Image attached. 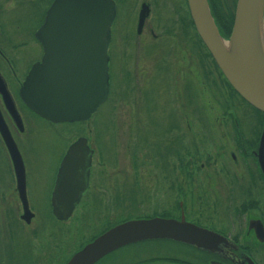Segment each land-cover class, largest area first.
Returning a JSON list of instances; mask_svg holds the SVG:
<instances>
[{
	"label": "flooded vegetation",
	"instance_id": "flooded-vegetation-1",
	"mask_svg": "<svg viewBox=\"0 0 264 264\" xmlns=\"http://www.w3.org/2000/svg\"><path fill=\"white\" fill-rule=\"evenodd\" d=\"M112 1L115 16L110 26L108 48L112 44H121L124 48L135 49V60L128 69L134 101L139 97L146 102L151 94L161 95L162 99L160 106L164 109V129L160 133V143L153 151V155L159 158L155 164L161 166V203L151 214L127 217L102 227L103 212L106 209L118 210L120 200L118 170L115 168L109 173L106 168L109 162L114 165L118 161L116 143L112 144L110 159L101 151L99 143L84 135L64 143L58 141L52 144L53 151L46 152L43 138H35L38 137V134L35 135L38 121H45L51 126L64 122H53L37 114L20 95L28 71L42 57L43 48L36 31L53 0H0V116L5 133L14 142L23 165L22 170L18 169L19 173H23L21 180L16 175L6 140L0 131V264H41L44 255L47 261L56 262L58 259L57 264H66L76 251L111 226L130 219L152 217L177 221L183 217L187 222L208 229L211 234L207 239V248L170 239H149L119 247L94 264H264V171L258 157L264 122L261 120L262 125L250 139L246 135L248 128L244 127L241 119L242 111L237 110L241 107L239 104H245L249 107L243 108L245 111L259 118L263 115L244 100L225 78L200 38L188 0ZM208 2L220 33L228 39L237 0L233 15L229 14L232 0ZM225 4L229 5V9L225 10ZM36 14L40 15L38 23V18L35 22ZM201 47L207 56L204 67L200 65ZM141 52L145 56L139 58ZM108 54L110 60L111 55ZM205 93L209 94L210 100L202 106L200 96ZM211 102L221 112V125L228 128L231 138L227 137V140L233 141V149L227 152V148L218 146L221 152L213 154V160L221 159L220 168L212 175L203 174L204 178L199 179L201 170L206 169L203 163L198 169L188 170L192 172L189 175L184 169L183 115L191 111L192 119L195 115L198 120L202 114L205 122H209L208 112L214 107L209 105ZM12 104L17 113L9 110L8 106ZM201 106L203 109H200ZM138 123L139 119L135 116L130 125L136 128ZM206 125L209 129L215 128L212 121ZM190 126L188 123L187 127ZM80 137H85L87 147L92 150L88 186L70 217L61 220L52 213V192L65 153ZM136 139L135 129V150L131 153L134 166L137 165ZM141 142L145 146L143 154L149 158L147 152L150 154L153 147L151 140L145 138ZM225 149L226 152H222ZM134 172L137 174H134L135 177L132 175L130 184L136 190L134 192L139 193L142 188L148 190L149 184L141 185L140 169ZM35 175L38 182L36 189ZM186 176L197 182V191L194 185L187 191L183 183ZM198 181L204 184L202 189ZM237 187L239 191L236 193L240 194L241 201L227 200L232 198V194L235 196ZM198 192L203 195L195 196ZM37 194H45L44 204L50 208L52 216L46 224L48 238L45 243L39 242L40 226L44 228L45 222L40 226L35 223V207L40 203L35 200ZM203 196L209 199L208 217L191 216L189 202L195 198L203 199ZM73 237L76 245L68 252Z\"/></svg>",
	"mask_w": 264,
	"mask_h": 264
},
{
	"label": "water",
	"instance_id": "water-1",
	"mask_svg": "<svg viewBox=\"0 0 264 264\" xmlns=\"http://www.w3.org/2000/svg\"><path fill=\"white\" fill-rule=\"evenodd\" d=\"M200 38L235 91L264 113V0H237L231 34L219 31L208 0H188ZM260 17L263 49L251 39L255 9ZM112 0H53L36 31L43 54L28 71L20 89L23 101L37 114L53 122L83 121L91 117L109 91ZM229 43L231 49L223 43ZM9 110L16 112L12 104ZM14 114V113H13ZM17 177L22 180L20 154L7 137ZM92 150L85 137L70 145L58 169L52 192V213L65 220L88 186ZM258 157L264 171V128ZM211 231L193 223L170 218L130 219L111 226L76 251L66 264H94L109 252L142 240L170 239L207 248ZM214 234V233H213Z\"/></svg>",
	"mask_w": 264,
	"mask_h": 264
},
{
	"label": "rangeland",
	"instance_id": "rangeland-1",
	"mask_svg": "<svg viewBox=\"0 0 264 264\" xmlns=\"http://www.w3.org/2000/svg\"><path fill=\"white\" fill-rule=\"evenodd\" d=\"M235 2L236 0H232L231 10H229L231 11L229 13L230 15H233L234 13L233 11L235 8ZM225 7V10L229 9L228 4H225ZM37 18L38 23L40 22L39 14L35 15V22ZM231 26L232 19L230 26L228 27L229 30ZM202 50L203 48L201 47L199 53L200 65L203 64L204 67L205 61L207 62V56ZM108 52L111 55L109 60L110 74L108 96L106 100L98 106L97 110L91 115V117L84 121L64 122L55 124L53 126L47 124L45 121L39 120L37 129H35V135L38 134V137L35 138H43V141L46 142V152H49L50 149L53 151L54 148L52 147V144L57 143L58 141L63 143L65 141L67 142L78 135L90 137L94 142L96 141V143H99L98 145L101 147V151L108 154V156L112 152V144L116 143L115 146L118 149V161L114 165H111L109 162L106 168L109 170V173L114 171L115 168L118 170L121 180L119 190L120 200L118 203V210L106 209V211L103 212L104 215L102 227L104 228L109 226L111 222L116 223L117 221L123 220L127 217L149 213L151 214V212L155 211L154 209L161 203L162 197L160 193V186L162 184L160 185L159 178L161 166L159 164H155L159 158L157 159V157L153 155V151H156V147L160 143L158 141L162 137L160 133L164 129L162 126V122L164 120L162 118V113L164 109L160 106L162 105V99L159 97L161 95L156 96L151 94L150 99L148 98L146 102H144L143 99H139V97L137 98L136 102L134 101L129 77L130 71L128 69H131L132 62L135 60V49L130 47L124 48V46L121 44H112L110 48H108ZM144 56L145 54L141 52L139 58ZM156 87L159 88L157 85ZM220 98L222 99V96ZM209 100L210 96L208 93L202 94L200 96V104L202 106ZM209 105L214 106L208 112V120H210L209 122L212 121L215 123L214 129L208 128L206 124L209 122L207 120L205 122V118H203L202 114L198 116V120L195 115L192 119L191 111H188L183 115L182 149L184 169L187 170V174L189 175L192 174V172H188V170L198 169L203 163L206 166V169H204V171L201 170L199 179L204 178L202 177L203 174L210 173L212 175L214 170L220 168L219 165L221 163V159L213 160L215 153L217 154L218 152H221L219 151L218 146L227 148V152L228 149H233V141L230 139L228 142L227 140V137L231 138L228 134V128H224L221 125V112L215 109L216 105L212 102L209 103ZM239 105L241 107H239L237 111H242V116L240 115L241 119L245 123L244 127L248 128L246 135L252 139L255 134L254 132L256 130L258 131L260 125H262L261 120L264 122V117L262 116V118H259L253 113L245 111L243 108L249 109V107L245 104ZM202 106L200 109H203ZM135 116L138 117L139 123L136 125V128H133V125L130 124ZM188 123L191 124V128L187 127ZM135 129L137 133V165L134 166L132 156L133 154L131 153L133 150H135ZM145 138L151 140L150 143L153 145L150 154L147 152V154L150 156L149 158L143 154V152H145V146L143 144L144 142L141 141ZM224 151L226 152V149L222 150V152ZM110 157L111 156H109V159ZM190 158H193V160ZM239 167L242 168V166ZM232 168L234 169L233 165ZM135 169H140L139 173H141L142 176L141 185L146 186L149 184L148 190L142 188V191L139 193L134 192L136 190H133L134 187H132L130 184L132 175L137 174L134 172ZM190 177H184L183 183L187 186V191L192 189V185L196 187L197 191V182L190 180ZM199 181L198 185L202 189L204 184L202 182L200 183ZM37 184V175H35V189ZM205 184H207V182H205ZM208 184H210V182H208ZM234 184L231 183V185ZM231 190L234 191L233 188ZM238 191L239 187H237V190L235 191V196L232 194V198H228L227 200L236 202L241 201L240 194L236 193ZM168 192L171 193L169 190ZM198 194L200 196L203 195V193L201 194L198 192L195 194V196ZM207 194L208 193L206 191L205 195ZM45 197V194H37L35 196V200L40 202L38 203V206L35 207V211L37 212L35 223L39 224L38 226H40L42 222H45L44 228L43 225L40 226V243H45L48 238V228L46 224L51 221L52 217L50 208L44 204ZM208 200V197L203 196V199L195 198V200L189 202L191 205L189 206L191 211L190 215H198L200 217L207 218L210 212ZM78 211L80 212V210ZM93 221H95V219ZM73 239L74 237L71 240L72 245L70 246L68 252H70V250H72L76 245V242H74ZM35 244L38 245L37 241H35ZM142 246L144 247V245ZM40 262L41 264H57L58 259L56 262L50 260L47 261L46 256L44 255V258H42Z\"/></svg>",
	"mask_w": 264,
	"mask_h": 264
},
{
	"label": "bare ground",
	"instance_id": "bare-ground-1",
	"mask_svg": "<svg viewBox=\"0 0 264 264\" xmlns=\"http://www.w3.org/2000/svg\"><path fill=\"white\" fill-rule=\"evenodd\" d=\"M260 17H259V13L257 12V8L255 9V13L253 14V19H252V23L250 26V31H251V39L253 40L254 43H256L259 46V50L263 49L262 43H263V35L261 33V26H260ZM223 45L225 46V48H229L231 49V46H229V43H223Z\"/></svg>",
	"mask_w": 264,
	"mask_h": 264
},
{
	"label": "trees",
	"instance_id": "trees-1",
	"mask_svg": "<svg viewBox=\"0 0 264 264\" xmlns=\"http://www.w3.org/2000/svg\"><path fill=\"white\" fill-rule=\"evenodd\" d=\"M218 0H216V2H217ZM209 7H210V5H209ZM210 10H211V8H210ZM211 13H212V11H211ZM212 15H213V13H212ZM214 18V17H213ZM215 20V19H214ZM215 22H216V20H215ZM216 24H217V22H216ZM217 26H218V24H217ZM219 27V26H218ZM220 29V28H219ZM260 114H262L263 115V117H264V113L263 112H261V111H259V110H257Z\"/></svg>",
	"mask_w": 264,
	"mask_h": 264
}]
</instances>
